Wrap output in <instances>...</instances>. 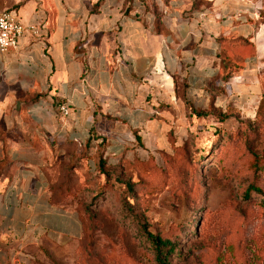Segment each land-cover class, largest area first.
<instances>
[{
	"label": "crops",
	"instance_id": "1",
	"mask_svg": "<svg viewBox=\"0 0 264 264\" xmlns=\"http://www.w3.org/2000/svg\"><path fill=\"white\" fill-rule=\"evenodd\" d=\"M3 9L24 30L0 51V264H33L34 248L65 244L66 206L48 180L61 162L91 165L103 134L115 154L125 135L165 125L153 112L224 107L242 89L241 77L222 80L224 64L253 68L258 48L247 0H0Z\"/></svg>",
	"mask_w": 264,
	"mask_h": 264
},
{
	"label": "rangeland",
	"instance_id": "2",
	"mask_svg": "<svg viewBox=\"0 0 264 264\" xmlns=\"http://www.w3.org/2000/svg\"><path fill=\"white\" fill-rule=\"evenodd\" d=\"M247 1L259 23L253 68L222 74L242 78L240 94L196 107L206 116L153 112L165 125L125 135L115 154L103 134L91 165L61 162L48 180L70 235L34 248L31 263L157 264L150 231L173 246L161 248L166 264H264V0Z\"/></svg>",
	"mask_w": 264,
	"mask_h": 264
},
{
	"label": "built area",
	"instance_id": "3",
	"mask_svg": "<svg viewBox=\"0 0 264 264\" xmlns=\"http://www.w3.org/2000/svg\"><path fill=\"white\" fill-rule=\"evenodd\" d=\"M23 30L24 25L12 9L0 10V51L15 47ZM56 108L62 114L68 111L65 101H59Z\"/></svg>",
	"mask_w": 264,
	"mask_h": 264
},
{
	"label": "trees",
	"instance_id": "4",
	"mask_svg": "<svg viewBox=\"0 0 264 264\" xmlns=\"http://www.w3.org/2000/svg\"><path fill=\"white\" fill-rule=\"evenodd\" d=\"M189 106V111L190 113L193 114V112L195 113V115H201V116H206L207 113L206 111H201V109H197L196 107H193L191 104H187ZM251 188L255 189V187ZM247 193V189H246V193ZM146 235L147 237L150 239L151 243L153 244L154 248H155V253H154V259L157 262V264H166L164 262V259L161 258V248L162 247H166L169 249L168 252H170L171 250H173V246L170 244V242L168 241V239H161L158 235L150 232V231H146Z\"/></svg>",
	"mask_w": 264,
	"mask_h": 264
}]
</instances>
